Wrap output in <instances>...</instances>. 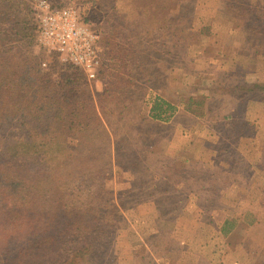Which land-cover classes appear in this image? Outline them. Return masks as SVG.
<instances>
[{
	"label": "rangeland",
	"instance_id": "obj_1",
	"mask_svg": "<svg viewBox=\"0 0 264 264\" xmlns=\"http://www.w3.org/2000/svg\"><path fill=\"white\" fill-rule=\"evenodd\" d=\"M36 1L0 0V71L3 57L9 70L28 55L46 71L65 64L37 42ZM50 1L75 6L104 39L99 76L84 80L98 117L86 122L85 132L69 136L73 155L60 154L66 163L62 179L70 185L66 202L79 212L88 209L84 218L93 229L31 252L18 264H63V247L74 241L95 245L90 264H225L231 255L230 264H264V211L254 206L264 201V171L257 168L264 167V151L247 145L264 139V95L210 99L225 86L264 82V34L241 30L236 14L248 8L249 18L264 28V0ZM191 97L208 101L206 115L190 123L192 131L175 135L171 118L151 117L156 98L176 112L187 111ZM247 122L254 127L242 149L237 128ZM3 127L24 128L19 118ZM49 160L50 173L38 167L31 172L30 166V173L11 181H20L12 186L16 192L26 189L12 201L22 195L27 203L14 205L0 192V264L16 258L29 239L39 240L46 227L56 231L54 220L48 222L55 212L47 201L51 190L32 189L52 178L55 164ZM236 183L249 185L250 196L238 198ZM257 215L263 224L252 227ZM226 219L224 233L218 223ZM25 234L26 241L20 240Z\"/></svg>",
	"mask_w": 264,
	"mask_h": 264
},
{
	"label": "trees",
	"instance_id": "obj_2",
	"mask_svg": "<svg viewBox=\"0 0 264 264\" xmlns=\"http://www.w3.org/2000/svg\"><path fill=\"white\" fill-rule=\"evenodd\" d=\"M232 8H234L233 5ZM238 10L236 14L243 19L244 24L241 26V30L264 34V28H258L256 19L251 20L249 18L248 8H239ZM82 21L89 23L83 18ZM166 29L169 31L170 27L167 26ZM186 32V30L181 31L182 34ZM168 33L171 34V30ZM103 42L102 36L101 49L104 48ZM1 60L5 64L9 62V59L5 57ZM5 64L4 67L1 66L3 70L0 71V192H2L5 199H10L14 205H17L16 202L21 201L27 203L25 196L22 195L16 201H12V195H17L22 189L16 192L12 187L14 184L15 187H19V179L16 181L18 184L11 181L16 177L19 178L20 172L30 173V166L31 172L42 169L45 173H50V170L48 171L50 166L47 165L49 157V161H54L55 164L52 178L44 177L42 179L43 185H34L32 189L43 194L47 193V195L51 190L53 196L49 197L47 201L54 206L55 212L51 215L52 217L48 216V222L54 220L53 226L56 227L53 229L56 231L47 233L50 227H46L39 240L30 241L29 239L25 242L26 245L20 250L19 255L16 258L8 257L5 263L18 264L22 262V258L27 257L31 252L48 246L54 247L57 243V245H61V240L64 237L75 236V232L83 236L84 232L93 229L84 218L88 215L89 210L79 212L74 208V204L66 202L68 197L64 189L65 186L69 188L70 185L62 179L63 174H65L66 163L61 162L60 154L64 152L73 155L71 152L74 150L72 148L74 143H68L69 136L85 132L84 128L88 126L86 122L96 120L98 115H96L94 105V93L88 89L86 82H84L87 79L86 75L79 68L71 64H52L49 68L52 71H46L41 67V63H38L30 55L26 56V60L21 64L9 66L10 70L5 67ZM55 75L58 76V81L54 79ZM211 91L212 93L215 92L214 89H211ZM225 91L220 97L212 94L210 99L219 100L231 94V96L241 98H259L264 95V82L245 83L233 88L225 86ZM81 96L84 97L83 100H81ZM188 102L189 104L187 103L184 106L194 116H205L208 112L207 99L195 103L191 97ZM175 109V106L171 103L156 98L150 114L154 120L164 121L172 118ZM17 118H19L21 126H24L22 130L16 132L11 131V127H3L4 125L11 126ZM77 127L80 128L77 130ZM253 127L254 124L247 122L243 127L237 128L236 135H238L239 140L236 142L239 148L243 149L244 140L251 138L246 133L248 129ZM250 141V143H247L248 147H259V150L262 151L260 153H263L264 139ZM25 186L26 183H24V188H27ZM248 186L233 184L236 196L238 198L249 197ZM25 190L21 193L25 194ZM44 218L46 216L43 217V220ZM227 225L223 228L224 233L229 231ZM28 235H23L20 240L26 241L25 238ZM76 242L79 241H74L72 248L63 247L66 253L63 264H83V262L84 264H90V256L94 253L95 245L88 241L83 247H80ZM80 257L83 258L82 262L78 261Z\"/></svg>",
	"mask_w": 264,
	"mask_h": 264
},
{
	"label": "built area",
	"instance_id": "obj_3",
	"mask_svg": "<svg viewBox=\"0 0 264 264\" xmlns=\"http://www.w3.org/2000/svg\"><path fill=\"white\" fill-rule=\"evenodd\" d=\"M35 11L38 44L57 54L63 63L82 70L88 81H95L102 66L101 31L84 23L70 4L56 7L50 0H37Z\"/></svg>",
	"mask_w": 264,
	"mask_h": 264
},
{
	"label": "crops",
	"instance_id": "obj_4",
	"mask_svg": "<svg viewBox=\"0 0 264 264\" xmlns=\"http://www.w3.org/2000/svg\"><path fill=\"white\" fill-rule=\"evenodd\" d=\"M195 119H198L196 116H194L193 114H191L190 112H188V111H184V110H177L176 112H175V114L172 116V118H171V121H170V125L172 126V128L175 130L174 131V133H175V135H177V133L178 132H180V131H192L191 129H193V125H190V123L193 121V120H195ZM245 121V120H244ZM195 127H199V124L197 123V124H195ZM203 130H204V127H203ZM207 131H210V130H207ZM180 147V145H178V144H176V145H174V148L176 149V148H179ZM259 163H261V162H259ZM252 165V164H251ZM253 167L256 169V167H257V165L256 164H254L253 165ZM257 168H259V169H261L262 171H264V167H257ZM264 201H260V203H258V204H254V206H256V205H258V206H260V207H263V209L261 210V211H264V203H263ZM261 219H263L264 220V217L263 218H261ZM261 219H260V216L259 215H257V217H256V220H255V222L254 223H252V227H260V226H262V224H263V222L261 221ZM221 221V220H220ZM219 221V223L218 224H220V228H221V230L223 231V228H225L226 227V225H227V223H230V221H227V219L226 220H222L221 222ZM232 223V222H231ZM250 225H251V223H250ZM232 226H234V227H236V224L234 223H232ZM234 232V231H233ZM232 232V233H233ZM232 234L230 233V234H228V237H230ZM264 241V240H263ZM244 245V244H243ZM244 247H245V245H244ZM240 248H242V245H241V247L239 246V247H237V248H234V249H232V251H235V250H238V249H240ZM234 260V259H233ZM232 260V255H231V258L229 257V259H228V261L225 263V264H227L228 262H229V264L233 261Z\"/></svg>",
	"mask_w": 264,
	"mask_h": 264
}]
</instances>
